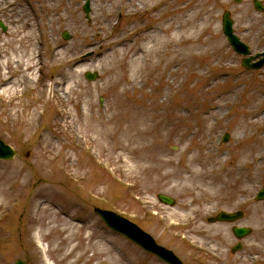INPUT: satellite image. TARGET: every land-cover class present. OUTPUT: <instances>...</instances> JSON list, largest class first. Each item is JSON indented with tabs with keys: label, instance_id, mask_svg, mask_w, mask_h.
Masks as SVG:
<instances>
[{
	"label": "rangeland",
	"instance_id": "374dc122",
	"mask_svg": "<svg viewBox=\"0 0 264 264\" xmlns=\"http://www.w3.org/2000/svg\"><path fill=\"white\" fill-rule=\"evenodd\" d=\"M2 1L0 22L7 31L0 27V62H6L0 67V139L19 157L0 161V264H162L107 231L95 208L137 224L184 264H264V201L254 199L264 188V123H251L264 113V78L242 69L222 32L226 11L236 30L246 26V16H257L253 0H163L148 14L132 13L139 7L131 0H74V15L52 26L59 29L62 52L56 67L49 28L38 18L39 65L28 82L24 76L30 72L9 59L14 54L25 60L30 52L28 44V52L19 53V15L31 18L43 4ZM194 12L198 20L191 23ZM167 25L171 30L160 32ZM153 36L165 45H156ZM142 47L151 50L149 63L142 51L135 54ZM88 51L95 55L77 63ZM175 56L183 69L174 81L169 60ZM71 69L83 74L77 86L64 81L60 88L67 102L61 98L59 107L46 96L47 88ZM87 72L98 73V80L87 81ZM3 73L20 84L15 95L3 93L10 84ZM87 101L94 108L78 114L76 107ZM100 116L104 124L111 119L107 128L98 125ZM226 134L229 140L222 143ZM237 157L246 163L240 169ZM196 171L200 177L187 179ZM159 194L176 205H162ZM222 210L244 211L239 225L253 229L242 252L231 253L237 243L231 225L207 223ZM218 254L221 259H215Z\"/></svg>",
	"mask_w": 264,
	"mask_h": 264
},
{
	"label": "bare ground",
	"instance_id": "6f19581e",
	"mask_svg": "<svg viewBox=\"0 0 264 264\" xmlns=\"http://www.w3.org/2000/svg\"><path fill=\"white\" fill-rule=\"evenodd\" d=\"M131 1L133 4H135V6L139 7V8L135 7L132 11V13H137L139 11V9H141L143 11L148 10L149 8L156 10L158 5L163 0H149V2L145 3V4L142 3V1H145V0H140V1L131 0ZM41 2L43 4V7L40 8V12L38 11L37 13H34L33 16H31V18L28 16V14H23L24 16L22 14L19 15V22L18 23H20V28L17 27V30H16L17 34H20V36H19V38H20L19 39V43H20L19 51H21V52H19V53H23V51H24V53H27L28 51L26 52V45L28 46V44H29L28 47H29L30 52L26 54L25 60H23V56L14 57V54L9 59V62L13 61L14 64H18V66H20L21 68L25 67L24 72H30V74H28L27 76H24L25 82H28L31 78L35 79L34 71L36 70V67L39 65L37 63L36 54L39 53L38 52V45L40 42L38 40V37L35 35V29L37 28L38 18L41 19L42 23H43V21H45V25H43V27L49 28L48 35H49L50 44H51V45H49V47H51V55H52V59L54 61V62L52 61L53 63H51V65H52V67H55V66H58V64L60 63L58 58L60 55H62V52L59 50L60 44H59V41L57 38L58 35L56 34L59 29L53 30L52 26L55 24H65L67 21V16L69 17L71 15H74V13H73L74 0H41ZM3 9H4L3 1L0 0V11H2ZM101 12H102V10H101ZM194 14L190 16L191 18H190L189 22H191V23H194V22L196 23L198 20L199 15L196 12H194ZM104 17H105V13L102 14L101 20ZM200 19H201L200 21L202 24H207V22H208L207 18L204 19L202 17ZM77 22H78V20L73 21L72 25L75 26V24ZM188 25H189V23H187V26ZM169 30H171V25H167L166 28L164 27L163 31H160V32L164 33V32L169 31ZM205 30L206 31L208 30V26H207V28H205ZM181 33H183V31H181ZM187 34H188V32H187ZM151 39L156 43V45H158V44L165 45V43H166V40L163 41L162 39H159V37H157V40H156L155 36H153ZM177 40H175V41H177ZM180 40H182L181 42H184V41L186 42L187 40H189V38H187V37L183 38V39L181 38ZM172 41L175 42L174 40H172ZM181 42H180V45H181ZM174 50L177 51L176 48H174ZM140 52L142 54L143 62L149 63L150 62L149 56H150L151 50L144 51L143 47H142L135 54H138ZM178 52H180V51H178ZM191 57L193 59L196 58V56H191ZM178 58H179V56H175L173 58H170V60H169V65L172 66L170 77H171V79L174 78V81L177 80L179 78V76L182 75L181 72H182L183 68L181 67V64L180 63L175 64L176 62H178ZM185 58L189 59L190 57L186 56ZM172 60H174V61H172ZM84 61H80L78 63H82ZM5 63L6 62H0V67L5 68ZM172 63H173V65H172ZM92 67L96 68L97 66L96 65L91 66V68ZM152 68H155V71H158V68L156 66H154ZM86 70L87 71L90 70V69H88V66L85 67V72H86ZM82 74H83V72L80 69H79V74L77 75L78 77L73 73L72 69L70 71H67L66 76H63V79H60V82H57L55 84L56 87L54 85H51L50 87L48 86L47 94H46V96H48V99L53 100V101H57L59 107L63 106L64 102L61 99V98H63V96L61 94L62 89L60 87L62 86V84L64 83V81L66 79H67V82L65 83V85H67L69 88L72 87L73 84L75 86H77V83L79 82V77ZM1 77L3 80L8 82V84L10 83L9 85L7 84L9 86L7 89H6V85L3 86V88H4L3 93L15 95L14 93H16V89L18 90V88L20 87V84L18 82L17 83H11L10 80L7 78V76H4V73L1 75ZM34 87H35V85L34 86H28L24 90H25V92L26 91L31 92L35 89ZM69 91H71V90L69 89ZM73 92H74V89L71 91V94ZM67 94L69 96L70 92L66 93V95ZM64 101L67 102L65 99H64ZM83 104L84 105L82 108L80 106L76 107L78 114L85 113L87 111H90V109L94 108L93 104H91L90 101H87L86 104L83 102ZM62 108H63V112L66 111V114L69 115L71 118V114L68 112L69 108L68 107H62ZM58 114L60 115V118H62V116H61L62 111H61V113H58ZM255 121L260 122V119H257ZM110 122H111V119L109 118L107 124H109ZM241 122L243 123V121H241ZM241 122H240V124H238V127H237L238 131H240L241 128H243L241 125ZM97 123L101 129L107 128V124H104L102 122L101 116H100L99 120L97 121ZM251 123L254 124L255 122L252 121ZM65 127L67 128V130L70 129V126H68V125H65ZM242 152L243 153H241V154H245V151H242ZM243 157H245V156H243ZM244 162L240 161V157H237L236 163L239 165H236L235 168H238V169L242 168L246 164ZM225 164L226 163H224V165ZM200 176H201V173L199 171L191 172V174L187 177V179H190V178L196 179L197 177H200ZM213 187H215L214 184L211 186V188H213Z\"/></svg>",
	"mask_w": 264,
	"mask_h": 264
},
{
	"label": "water",
	"instance_id": "95a60500",
	"mask_svg": "<svg viewBox=\"0 0 264 264\" xmlns=\"http://www.w3.org/2000/svg\"><path fill=\"white\" fill-rule=\"evenodd\" d=\"M224 32L236 52L244 55L249 54L248 48L234 35L232 30V22L230 21L228 14L224 16ZM87 77L89 80L95 79V77L91 76L90 74H88ZM0 155L7 156L8 158L12 159L15 156V152L10 147L6 146L2 141H0ZM96 213L103 218V220L111 229L125 235L130 240L143 247L145 250L158 255L161 259L170 264H182L171 252L158 247L148 235L143 233L135 225L111 213L102 212L99 210H96ZM236 233L242 237L246 235L247 230H236ZM16 264L26 263L19 261Z\"/></svg>",
	"mask_w": 264,
	"mask_h": 264
},
{
	"label": "flooded vegetation",
	"instance_id": "af4514ba",
	"mask_svg": "<svg viewBox=\"0 0 264 264\" xmlns=\"http://www.w3.org/2000/svg\"><path fill=\"white\" fill-rule=\"evenodd\" d=\"M264 10V5L261 6ZM260 24L257 26H254L251 33L253 34L254 39L258 41L257 46L260 47L261 45H264V16L260 17Z\"/></svg>",
	"mask_w": 264,
	"mask_h": 264
}]
</instances>
